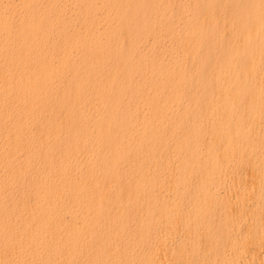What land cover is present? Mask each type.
Returning <instances> with one entry per match:
<instances>
[{
    "label": "bare ground",
    "instance_id": "bare-ground-1",
    "mask_svg": "<svg viewBox=\"0 0 264 264\" xmlns=\"http://www.w3.org/2000/svg\"><path fill=\"white\" fill-rule=\"evenodd\" d=\"M42 1L0 0V264H264V0Z\"/></svg>",
    "mask_w": 264,
    "mask_h": 264
},
{
    "label": "rangeland",
    "instance_id": "rangeland-1",
    "mask_svg": "<svg viewBox=\"0 0 264 264\" xmlns=\"http://www.w3.org/2000/svg\"><path fill=\"white\" fill-rule=\"evenodd\" d=\"M8 1H10L11 3H15V4L18 3V0H8ZM45 1H46V0H43L42 2H45ZM69 1H70V0H62V3H63V4H68ZM96 1H98V2H103V3H105V4L107 3V0H96ZM106 8H107V5H106L105 8H103L102 12H105V11H106ZM164 43H165L166 46L169 44V42H168L167 39L164 40ZM159 52L161 53V52H162V49H160ZM162 53H163V52H162Z\"/></svg>",
    "mask_w": 264,
    "mask_h": 264
}]
</instances>
